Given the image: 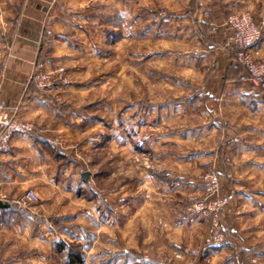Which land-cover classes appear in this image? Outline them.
I'll use <instances>...</instances> for the list:
<instances>
[{
    "label": "rangeland",
    "instance_id": "obj_1",
    "mask_svg": "<svg viewBox=\"0 0 264 264\" xmlns=\"http://www.w3.org/2000/svg\"><path fill=\"white\" fill-rule=\"evenodd\" d=\"M11 1L18 11L25 2L0 0V7ZM253 1V11L264 13V0ZM93 3L67 14V27L43 32L28 77L43 93V122L13 107L16 119L33 124L39 152L0 169V199L11 203L0 210V264H211L212 246L235 243L229 215L264 212V174L237 167L249 160L236 155L250 143L237 134L242 110L226 109L222 95L193 101L185 64L176 60L182 43L144 29L150 12H134L135 0ZM124 4L134 8L122 11ZM238 11L250 13L263 34L264 14L259 24L250 9ZM158 16L171 17L166 9ZM247 85L250 101L253 90L264 99L249 78ZM250 113L241 122L247 135ZM211 122L221 128L207 135ZM30 190L34 200L26 198ZM182 222L190 230L173 233ZM70 251L82 261L71 262ZM223 256L216 260L264 264V235Z\"/></svg>",
    "mask_w": 264,
    "mask_h": 264
},
{
    "label": "crops",
    "instance_id": "obj_2",
    "mask_svg": "<svg viewBox=\"0 0 264 264\" xmlns=\"http://www.w3.org/2000/svg\"><path fill=\"white\" fill-rule=\"evenodd\" d=\"M88 2L90 3L87 4ZM93 2L94 0L86 1V3L85 0H25L19 9L20 12L18 7H15L14 3L12 4V1L8 8L0 7V11H3L1 13L3 16L0 19L2 98L10 107H20L19 116L37 121L42 120L43 122L46 114L40 96L43 93L34 92L28 83V77L32 73L39 56L43 32L56 30L63 26L67 27V14L77 13L79 12L77 7H82L84 4L85 8L93 5ZM104 2L111 4L115 3V0H104ZM134 4L137 10L133 11L141 14V17L150 12V18L141 19L146 20L143 23L144 29L155 30L156 36L162 37L166 34L175 41L176 45L182 43L185 54L178 53L176 60L185 64L184 78L186 85H188L185 86V90L196 94L193 99L195 103L205 94L222 95L228 106L226 109L242 110L243 117L247 116L248 111H251L252 122L249 135L245 130L247 125L242 124L247 122L243 117L239 120L242 125L236 123L239 140L247 141L248 137L250 142L239 146L236 155L242 160H249L242 161L240 165L237 164V167L245 168L248 165L250 173L264 174V162L261 160L264 157V99L256 90H253L252 101L245 96L250 92L247 87L248 75L245 71L241 73L235 71L237 63L232 54V48L227 45L230 34L225 25V19L231 12L241 9L253 11L254 1L135 0ZM133 6L132 4H124L121 10L126 12L128 11L127 7L132 9ZM162 9H166L171 17L168 19L159 17L158 13ZM253 13L257 22L262 24L261 19L264 13L260 12L262 13L261 16L257 10ZM163 23L168 24L166 26H168L169 31L163 30L161 27ZM252 49L255 52L264 53V25L262 37ZM238 81L242 85L238 86ZM213 128L220 130L218 128L221 126L217 122L216 124L211 122L206 134L209 135L214 130ZM206 134L204 132L203 135ZM33 145V139L29 133L15 135L11 141L10 149L7 152H0V169L3 171L7 161L11 162V158L34 157L33 155L39 150ZM4 173L10 175L11 172L7 169ZM244 200L254 204L252 198ZM257 213L259 212L254 209L250 213L229 215L230 229L226 230L234 233L235 243L232 245L233 247L226 243H221L217 247L212 246L211 264H238L235 260H228L229 257L224 260L220 259V261L216 259L219 255L223 258V254L227 255L229 251L234 252L239 247L251 248L257 243V236L264 235V212L261 216H258ZM188 223L182 222V224L172 226L173 233L185 234L189 229ZM172 231L171 234H173ZM154 235L155 238H161L158 233ZM188 236L182 237H185V241L193 243L194 239H189Z\"/></svg>",
    "mask_w": 264,
    "mask_h": 264
},
{
    "label": "built area",
    "instance_id": "obj_3",
    "mask_svg": "<svg viewBox=\"0 0 264 264\" xmlns=\"http://www.w3.org/2000/svg\"><path fill=\"white\" fill-rule=\"evenodd\" d=\"M226 24L231 32L228 45L235 49L237 59L247 70L249 80L258 88L264 90V57L257 58L253 46L262 37V28L257 25L253 16L246 11H233L226 18ZM3 89L0 85V152H7L15 135L27 134L33 131V124L16 119L15 109L2 98ZM37 197L33 190L26 193L28 200ZM197 207L205 211L207 206L199 202ZM193 251L191 254H195ZM183 254V253H182Z\"/></svg>",
    "mask_w": 264,
    "mask_h": 264
},
{
    "label": "trees",
    "instance_id": "obj_4",
    "mask_svg": "<svg viewBox=\"0 0 264 264\" xmlns=\"http://www.w3.org/2000/svg\"><path fill=\"white\" fill-rule=\"evenodd\" d=\"M232 54H233L234 58H236V56H237L236 51H234ZM235 68H236L235 71L240 72V73L243 71H246V70H244L245 68L241 64H237V67H235ZM10 207H8V208H10ZM8 208H5V209H8ZM0 210H4V209H0ZM69 257L71 258V262L82 261V256L80 254L72 252V251H70Z\"/></svg>",
    "mask_w": 264,
    "mask_h": 264
},
{
    "label": "water",
    "instance_id": "obj_5",
    "mask_svg": "<svg viewBox=\"0 0 264 264\" xmlns=\"http://www.w3.org/2000/svg\"><path fill=\"white\" fill-rule=\"evenodd\" d=\"M89 176H90V172L87 171V172L83 173V177L85 180H88ZM10 206H11L10 202L0 199V209H5V208H8Z\"/></svg>",
    "mask_w": 264,
    "mask_h": 264
}]
</instances>
